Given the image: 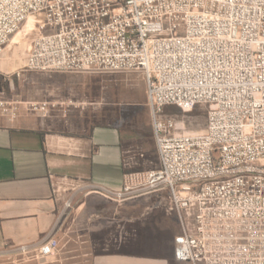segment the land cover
<instances>
[{
  "label": "built area",
  "instance_id": "1",
  "mask_svg": "<svg viewBox=\"0 0 264 264\" xmlns=\"http://www.w3.org/2000/svg\"><path fill=\"white\" fill-rule=\"evenodd\" d=\"M22 27L34 32L23 71L143 76L160 166L125 173L112 198L166 190L179 262L264 264V0H0V55ZM199 104L201 131L162 116ZM22 106L56 104L0 90V119ZM57 249L50 236L20 251Z\"/></svg>",
  "mask_w": 264,
  "mask_h": 264
},
{
  "label": "crops",
  "instance_id": "2",
  "mask_svg": "<svg viewBox=\"0 0 264 264\" xmlns=\"http://www.w3.org/2000/svg\"><path fill=\"white\" fill-rule=\"evenodd\" d=\"M58 87L72 102L97 96L92 86ZM47 102L56 107L46 116L22 106L14 121L0 119V256L54 236L58 249L47 264H189L174 258L180 227L166 211V190L112 198L134 167L159 168L157 150L153 168L152 153L135 148L113 109L103 116Z\"/></svg>",
  "mask_w": 264,
  "mask_h": 264
},
{
  "label": "rangeland",
  "instance_id": "3",
  "mask_svg": "<svg viewBox=\"0 0 264 264\" xmlns=\"http://www.w3.org/2000/svg\"><path fill=\"white\" fill-rule=\"evenodd\" d=\"M28 28H20L11 37L0 55V90L4 89L6 97L20 101L19 98L14 97V92L9 91V88L21 86L26 92L21 97L23 102L55 100L59 103L63 102V106L75 107L80 111L83 109L81 112H91L95 107L94 111L103 113V116H107L110 113L108 111L113 109V112L117 113L115 118L120 129L129 131V137H133L137 142L135 147L137 150L146 155L147 152L152 153L153 162H155L153 168L154 166L157 168L145 84L140 72L91 74L23 71L22 66L27 49L34 37V32L28 31ZM17 72H20L19 76ZM67 84H76L81 88L95 87L97 96L90 98L89 101L86 99L84 102H72L65 97L67 96L65 89L60 90L58 87ZM162 116L182 123L187 131L196 132L205 128L207 107L201 104L189 108L168 105L164 107ZM136 167L134 171L145 170ZM0 264H47V262L38 260L35 252H23L17 249L0 256Z\"/></svg>",
  "mask_w": 264,
  "mask_h": 264
},
{
  "label": "bare ground",
  "instance_id": "4",
  "mask_svg": "<svg viewBox=\"0 0 264 264\" xmlns=\"http://www.w3.org/2000/svg\"><path fill=\"white\" fill-rule=\"evenodd\" d=\"M27 26H28V24H27Z\"/></svg>",
  "mask_w": 264,
  "mask_h": 264
}]
</instances>
